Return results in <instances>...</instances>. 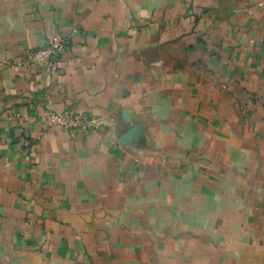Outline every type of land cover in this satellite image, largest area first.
Listing matches in <instances>:
<instances>
[{
    "label": "crops",
    "instance_id": "crops-1",
    "mask_svg": "<svg viewBox=\"0 0 264 264\" xmlns=\"http://www.w3.org/2000/svg\"><path fill=\"white\" fill-rule=\"evenodd\" d=\"M0 264H264V0H0Z\"/></svg>",
    "mask_w": 264,
    "mask_h": 264
},
{
    "label": "built area",
    "instance_id": "built-area-1",
    "mask_svg": "<svg viewBox=\"0 0 264 264\" xmlns=\"http://www.w3.org/2000/svg\"><path fill=\"white\" fill-rule=\"evenodd\" d=\"M69 36L61 33L51 35L46 44L32 48L16 60L22 65L32 66L36 69L54 66L61 58L66 46L69 43ZM47 119L51 123L63 125L65 127H97V123L86 114L75 112L72 110L61 112L49 110Z\"/></svg>",
    "mask_w": 264,
    "mask_h": 264
}]
</instances>
